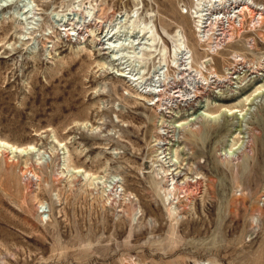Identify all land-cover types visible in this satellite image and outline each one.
Returning a JSON list of instances; mask_svg holds the SVG:
<instances>
[{
    "label": "rangeland",
    "instance_id": "obj_1",
    "mask_svg": "<svg viewBox=\"0 0 264 264\" xmlns=\"http://www.w3.org/2000/svg\"><path fill=\"white\" fill-rule=\"evenodd\" d=\"M0 141V264H264V0H0Z\"/></svg>",
    "mask_w": 264,
    "mask_h": 264
},
{
    "label": "bare ground",
    "instance_id": "obj_2",
    "mask_svg": "<svg viewBox=\"0 0 264 264\" xmlns=\"http://www.w3.org/2000/svg\"><path fill=\"white\" fill-rule=\"evenodd\" d=\"M202 25V24H201ZM114 31V30H113ZM147 33V32H146ZM141 34V33H140ZM147 35V34H146ZM109 37V34H107V35H103V37H102V39L100 40L101 41V46H102V49H103V51H109V52H107L106 53V55H108V54H116V52H115V49L116 48H114V46H116V45H114V46H112L111 44V42L113 41L110 37ZM126 37V36H125ZM178 37L180 38L177 42H178V45H180L179 46V51H181V50H183V48H185V44H184V42H183V38H181L180 37V34L178 35ZM149 38H151V37H149ZM123 40V39H122ZM148 40H150V39H148ZM137 41V40H136ZM152 41H155V40H152ZM148 42V41H147ZM111 43V44H110ZM139 45H141V44H139ZM110 46V47H109ZM144 46V45H143ZM142 46V47H143ZM147 46L149 47H152V45H150V43L149 44H147ZM121 49H122V46L120 47ZM120 48H118V49H120ZM145 47H143V49H144ZM118 51V50H117ZM146 51H149V49L148 48H146ZM126 52V51H125ZM142 54H143V52H141ZM124 54V53H123ZM121 55V54H120ZM117 56V55H116ZM125 56V55H124ZM119 57V56H118ZM117 57V58H118ZM121 57V56H120ZM113 59H114V57H113ZM120 59V58H119ZM119 59H118V61H119ZM114 61H117V59L115 58V60ZM122 62V61H121ZM211 60H209V58H207V59H205L204 60V64L206 65V66H208V65H210L211 63ZM185 64V63H184ZM125 73V72H124ZM120 77H124V78H126V76L124 75V74H122ZM133 81H136V80H134L133 79ZM154 82V81H153ZM156 82V81H155ZM151 83V82H150ZM151 86V85H150ZM0 149H2V150H9L11 153H13V154H17L18 152H19V150L18 149H15L14 147H12V146H10L8 143H6V142H1L0 141Z\"/></svg>",
    "mask_w": 264,
    "mask_h": 264
},
{
    "label": "built area",
    "instance_id": "obj_3",
    "mask_svg": "<svg viewBox=\"0 0 264 264\" xmlns=\"http://www.w3.org/2000/svg\"><path fill=\"white\" fill-rule=\"evenodd\" d=\"M222 17L226 18L224 15H221V14L219 15V13H217V12H210L209 14H207L204 17V21H206V23L208 22V24H210L211 22H215L217 19L222 18ZM209 18H212V21L209 20ZM231 24H232V26H234V25L236 26V25H239L240 22H237L236 20H235V22L231 21V22H229L228 26H227V23L225 24V26L221 24L222 25L221 29H224V27H226L223 30V32H222V30H219L217 27H215V31L213 33H211V36H210L211 40H213V39L216 40L215 44H217V45L219 43H222L228 34L227 32L230 33L232 30L231 28H233L231 26Z\"/></svg>",
    "mask_w": 264,
    "mask_h": 264
}]
</instances>
